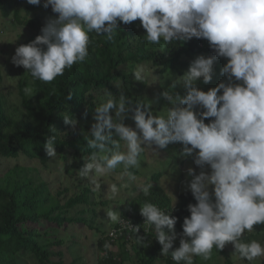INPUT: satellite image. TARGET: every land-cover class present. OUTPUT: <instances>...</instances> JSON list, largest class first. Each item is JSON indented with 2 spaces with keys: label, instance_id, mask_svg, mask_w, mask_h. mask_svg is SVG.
I'll use <instances>...</instances> for the list:
<instances>
[{
  "label": "clouds",
  "instance_id": "1",
  "mask_svg": "<svg viewBox=\"0 0 264 264\" xmlns=\"http://www.w3.org/2000/svg\"><path fill=\"white\" fill-rule=\"evenodd\" d=\"M27 3L39 5L41 0ZM43 6L57 15L35 39L16 47L11 60L45 83L86 59L90 33L111 40L120 23L137 20L150 44L163 47L203 38L216 57L226 58L221 68L226 81L204 91L197 82H211L214 57L197 56L161 93L171 107L159 114H153L147 101L133 106L123 93L116 97L106 90L96 104L87 139L95 151L79 175L102 177L121 165L127 172L140 166L141 153L150 150L158 156L170 143H180L181 155L192 157L201 170L196 174L192 167L187 169L196 203L187 206L190 216L183 220L179 247L173 249L178 218L170 214L175 196L171 194L167 211L150 202L140 207L144 225L154 229L162 246L161 254L170 255L175 264H194L195 257L207 261L213 248L219 251L231 243L233 264L264 257V244L241 239L254 225L264 224V0H44ZM132 75L146 83L159 80L154 68L144 64L136 65ZM177 84L185 95L171 91ZM25 92L31 94L30 89ZM129 112L135 128L123 123ZM206 118L213 119L205 123ZM65 123L75 126L77 121L65 116ZM54 139L45 144L48 156L56 155ZM151 188L148 184L141 190L147 195ZM107 216L124 229L139 231L113 210ZM143 240L137 237L136 243Z\"/></svg>",
  "mask_w": 264,
  "mask_h": 264
},
{
  "label": "trees",
  "instance_id": "2",
  "mask_svg": "<svg viewBox=\"0 0 264 264\" xmlns=\"http://www.w3.org/2000/svg\"><path fill=\"white\" fill-rule=\"evenodd\" d=\"M43 2L41 0L39 5H31L27 0H0V14L3 18L13 17L37 36L41 34L44 25L36 12L30 19L24 16V12L28 15L33 9L44 7ZM199 55L214 57L211 82L204 84L202 79L197 82L202 90L207 91L221 80L226 81L221 73L226 58L216 57L206 39L192 38L190 41L173 42L163 47L150 44L146 41V30L137 20L131 24L120 23V28L111 40L106 35L90 33L86 59L65 69L62 76L50 83L36 80L29 73L36 93L26 94L28 79L23 80L19 86V105L9 102L0 77V173L3 170V159H16L23 155L32 161H49L54 156L47 155L45 144L52 138H55V156L62 161L65 171L74 175L80 173L91 162L95 151L89 148L87 139L90 138L91 125L94 123L96 104L101 101L106 90L116 97L123 93L131 99L133 106L137 102L147 101L153 114H159L171 105L168 102L160 104L157 99L160 103L153 106L156 85L136 80L132 70L136 65L144 64L153 67L154 75L159 78L173 72L181 76ZM161 86L158 84V88ZM175 93L185 95L186 91L177 90ZM111 114L115 117L114 111ZM132 115L129 112L123 123L135 128ZM65 116L77 121L75 126L65 123ZM210 119L213 118H206L205 123ZM113 138L118 139L114 130ZM147 151L143 152L145 161L141 159L142 153L139 157L140 168L132 167L125 172L121 165L104 175L111 178L114 184L119 177L122 181L124 174L131 177V180L138 178L136 184H130L129 180V195L121 207V216H131L138 224L144 223L140 214L143 203L150 202L167 211L173 199L163 186L166 170L144 169L145 163H148ZM159 151H162L159 154H170L167 162L172 160L171 165L178 168L180 164L174 159L177 152L172 153L174 150L170 148ZM148 184H152V188L145 195L141 189ZM99 186L85 185L81 193L72 195L62 203L44 181L36 183L33 178L17 177L4 184L0 179V264H18V255L28 253L39 264H66L65 252L61 249L65 243L62 232L68 234L71 225L81 229L91 227L100 235L97 264H127L129 261H133V264H175L170 255L164 257L161 254L162 246L155 239L153 228H149V232L134 235L130 240L121 235L112 239L107 234L103 222H98V209L107 208L109 200L102 198L104 190L98 189ZM64 191L68 192V189ZM177 195L178 200L170 214L178 218L175 229L182 232L183 220L190 216L187 206L196 201L190 190H182ZM258 225H254V228ZM262 228L264 233V224ZM254 233L255 230L246 231L241 239L246 242ZM137 237H144L143 242L137 244ZM116 245L121 247L120 254H115L113 250ZM177 247L173 246V249ZM222 251L226 256L225 264H233L225 250ZM259 264H264V259Z\"/></svg>",
  "mask_w": 264,
  "mask_h": 264
},
{
  "label": "rangeland",
  "instance_id": "3",
  "mask_svg": "<svg viewBox=\"0 0 264 264\" xmlns=\"http://www.w3.org/2000/svg\"><path fill=\"white\" fill-rule=\"evenodd\" d=\"M38 14L40 21L43 25L46 22L53 18L55 13H53L51 7L48 8L40 7L38 9H33L28 15L29 19L34 17V13ZM35 32L29 29L27 26L21 25L11 18H3L0 14V77L1 84L4 92L7 95V99L10 103L19 105L21 102V97L19 93V86L23 80L28 79L27 88L31 90V95L36 93L34 88V83L32 77L29 75V72L26 71L22 66H15L12 63V56L15 53L16 47L28 44L30 41L35 39ZM218 79L220 71H218ZM179 77V74L176 72L163 75L159 78L158 81L154 82V88L156 93L153 94L155 98L153 99V106L160 104H167V101L163 98L161 93L165 90L170 89L173 81ZM158 84L162 85L158 88ZM180 84L174 89H171L173 93L180 91L185 92L186 90L179 87ZM202 89L200 85H197ZM159 99V100H157ZM202 110V109H200ZM182 145L180 143H170L165 149L174 150L172 153L177 152L178 154L174 157L180 165L178 168L171 165L172 160L167 162L168 154H161L158 156L153 155V153L148 150L146 161L150 164L144 165V169L147 171L149 168L157 170L163 169L166 170V175L163 179V186L165 190L171 195L175 196V204L178 200V193L182 190H190L188 188V183L192 177L187 175V169L192 167L196 174H199L200 168L195 165L194 159L192 157H183L181 155ZM165 152V151H163ZM163 157V159H161ZM179 157V158H178ZM171 158V156H170ZM141 159H144L142 153ZM160 159V160H159ZM3 167L0 173V179L5 184L7 180H14L17 177L33 178V180L38 183L44 181L49 184L51 192L60 198L62 203H65L72 195L76 193H81L85 185L100 186L98 189L104 190L101 193L102 198L109 200L107 208L98 209V222H103V227L109 234L110 230L115 228L118 223L112 222L107 216L108 210L115 211L121 218V207L124 206L125 198L129 195L128 184H136L138 178L132 179L128 175L124 174L122 177H119L116 183H113L111 178L104 176H95V174H90L88 177H81L78 174H72L65 171L62 161L54 156L47 162H41L39 160H30L26 156H21L16 159H3ZM145 161V159H144ZM170 162V163H169ZM175 163V162H173ZM177 163L175 165H177ZM139 166L138 168H140ZM206 171H210L206 167ZM104 177V178H103ZM168 177V180H167ZM136 180V181H135ZM101 183H100V182ZM115 188V191L113 190ZM68 189V192L64 190ZM211 190V189H210ZM126 191V192H125ZM171 192V193H170ZM173 198V197H172ZM177 238L173 242V246H179L181 239V231L174 229ZM255 233L253 236L246 239L247 241L257 240L261 244H264V233L262 224L254 228ZM165 231L170 233V230L165 227ZM62 235L65 236V243L61 246L63 252H65V263L66 264H97L99 259V234H96L93 228L83 227L82 229L76 225H71L69 228L68 234L62 232ZM56 249H59L58 247ZM115 254L121 253V247L119 245L113 246ZM223 250V249H222ZM222 250H217L213 248L211 259L205 261L200 257L194 258V264H225V253ZM228 258L232 260V253L234 252V247L231 243H227L224 248ZM264 257H260L257 260L251 262V264H259ZM233 261V260H232ZM18 264H39L38 260L33 257L31 254L18 255ZM127 264H133V261L127 262ZM240 264H249L248 261H241Z\"/></svg>",
  "mask_w": 264,
  "mask_h": 264
},
{
  "label": "built area",
  "instance_id": "4",
  "mask_svg": "<svg viewBox=\"0 0 264 264\" xmlns=\"http://www.w3.org/2000/svg\"><path fill=\"white\" fill-rule=\"evenodd\" d=\"M122 220L125 221V223H128L131 227H136L139 229L138 232H131L130 229H124L122 227V225L120 223H118V225L113 228L112 230H110L109 232V236L112 238V239H117L119 238V236H125L127 238V240H130L131 237H133L134 235H137V234H140V233H143L144 231L145 232H149V228L143 224H138L137 222H135L131 216H123L121 218Z\"/></svg>",
  "mask_w": 264,
  "mask_h": 264
}]
</instances>
